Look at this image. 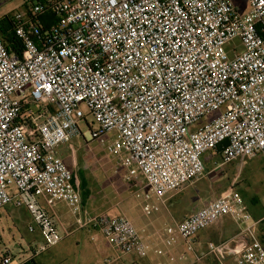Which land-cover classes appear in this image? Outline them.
<instances>
[{
	"label": "built area",
	"instance_id": "obj_1",
	"mask_svg": "<svg viewBox=\"0 0 264 264\" xmlns=\"http://www.w3.org/2000/svg\"><path fill=\"white\" fill-rule=\"evenodd\" d=\"M23 2L28 9L13 15L23 53L10 52L0 36V211H28L30 231L42 238L34 256L63 239L42 201L80 208L58 152L79 136L106 145L126 171L124 181L141 177L151 191L145 198L163 203L206 176L208 152L219 153L218 169L264 157V0H247L244 13L232 0ZM45 7L57 19L47 26L39 17ZM88 114L97 127L83 133L80 122L91 127ZM144 211L151 213L149 204ZM225 216L239 232L196 252V235ZM83 224L114 250L145 253L141 232L125 215ZM174 227L168 233L175 231L197 261L213 256L225 264L232 255L237 264H264L257 223L236 191ZM22 263L0 255V264Z\"/></svg>",
	"mask_w": 264,
	"mask_h": 264
},
{
	"label": "rangeland",
	"instance_id": "obj_2",
	"mask_svg": "<svg viewBox=\"0 0 264 264\" xmlns=\"http://www.w3.org/2000/svg\"><path fill=\"white\" fill-rule=\"evenodd\" d=\"M232 1L240 12L244 13L249 10L247 0ZM24 8L23 0H0V18L6 15H14L18 11H24ZM234 43L240 45L238 40ZM87 117L91 127H88L84 121L80 122V129L83 133L90 132L91 128L97 127L94 118L89 114ZM204 122L205 120L202 121V123ZM105 138L108 142L109 138ZM58 152L71 171L74 177V185L81 198L84 194L85 197H92L96 201L103 200L105 203L104 210L110 209L115 203L124 199L121 206L129 210L128 215L127 213L125 215L134 223L141 234L142 231L145 232L141 229L147 226L159 230L151 252L155 264L187 263L189 254L186 252L181 238L175 231L173 234L168 233L169 229L174 230L175 227L166 218L165 204L154 195L146 199V194H151L148 187L141 188V196L137 198L134 192L128 188L130 183L123 179V167L121 164L119 165L117 158L107 153L106 145H102L97 140L87 141L83 136H79L72 142L71 146H62ZM214 156V152H208L205 155L206 172L209 166H213L214 161L220 160L218 154L217 159ZM248 169L244 173V179L238 183V186L247 193L245 194L248 200L245 203L246 208L249 206V200L257 199L259 208L264 210V169L258 165L257 160H252ZM231 178V174H227L225 180H231ZM218 179L222 178L219 177ZM205 181L208 182L209 179L206 178ZM217 181L215 178L214 184ZM79 187L82 188V193ZM136 188L140 187L137 186ZM87 190H89L88 193ZM238 193L245 200V196L240 192ZM219 196L221 194L217 198ZM145 204L150 205L151 213L149 215L144 211ZM250 206L254 207L252 204ZM114 209L111 208L110 212ZM116 211L117 209L114 210V212ZM84 217L81 208L72 212L68 211L63 221L72 233L67 236L61 232L63 237L61 242L36 255V264H95L97 259L110 253L109 244L99 230L90 224H87L84 229L78 228L79 224L87 221ZM31 224V216L25 208L10 206L1 210L0 255L11 252L18 261L23 260L24 257H30L33 252L31 251L32 248H36V246L39 248L40 246L39 239L36 238L38 230L30 231ZM183 254H186V258L182 260L180 256ZM141 258L145 257L142 256Z\"/></svg>",
	"mask_w": 264,
	"mask_h": 264
},
{
	"label": "crops",
	"instance_id": "obj_3",
	"mask_svg": "<svg viewBox=\"0 0 264 264\" xmlns=\"http://www.w3.org/2000/svg\"><path fill=\"white\" fill-rule=\"evenodd\" d=\"M214 154V157L217 159L216 156L217 154L219 155V153L214 152ZM252 160H257L258 165L262 166V168L264 169V157L262 155H257L253 158L243 159L234 163L223 165L221 168L218 169L217 165H219V163L221 162L220 158L219 161L216 160L213 162V166L211 165L208 167V171L205 177L190 184L179 193L169 194L166 197V202H164L166 206V218L168 222L172 226H175L179 222L188 218L190 215L196 213L203 207L207 206L211 201L215 200L218 195H223L230 191H236L243 194L245 196L244 203H246V201L248 200L245 194L247 193L238 186V183L244 179V173L249 170L248 167ZM117 161L119 162V160ZM122 172L123 175L126 173L124 169L122 170ZM227 174H231V180H225ZM219 177L222 179H218ZM206 178L209 179L208 182L205 181ZM215 178H217L218 180L216 184H214ZM138 179H140V181H138ZM138 179L135 182L129 184L128 188H130V191L134 192L135 190H137V186L140 187V189L145 187V182L143 181V179L141 177H139ZM79 190L82 193L81 187H79ZM88 191L89 190H87V193ZM123 200L124 199H121V202L115 203L111 207L117 209L116 212H114L115 209L110 212L111 208L108 210H104L105 203L103 200L96 201L92 197L86 196V198H83L82 196L80 208L83 210L85 216L84 218L86 219H90L99 215H104L108 217L125 215V213H127L128 215L129 210H126L121 206L124 202ZM248 203L249 206H247L246 208L245 205V208L246 210L248 209L247 211L252 215L253 221L257 223V234L264 246V210H261L259 208L257 199H255L254 201L253 199H251ZM42 204L44 205V207H46L48 211H50V213L55 216L59 225L60 232L65 233L67 236L71 234L72 231H69L68 227L64 224L63 221V218H66V214L68 213V211L72 212L68 208V206L61 201H57L56 203H54L53 207L49 206L44 201H42ZM250 204H252L254 207H251ZM85 226L86 225L81 223L79 224L78 228L84 229ZM141 230H145V232L142 233V240L145 244V253L142 256H144L145 258H141L142 256H137L134 254L125 255L121 251L114 250L109 246L110 253L106 254L102 258L97 259L95 264H155L154 259L151 256V252L155 243V238L158 236L159 230H157L156 228H151L150 226L143 227ZM239 230L240 225H238L232 219L231 216H225L221 218L214 225L208 227L203 231H200L196 235V252L199 253L205 250L209 244H221L230 241L239 232ZM36 238L39 239V244H41L42 238L39 231L36 232ZM37 248L38 246H36V248H32L31 251L33 252L31 253V256L24 257L23 260H21L20 262L30 261L31 258H34V262L29 264H36L35 259L37 258V256H34L33 253L34 251H36ZM7 253H10L11 255H13V257H15L13 253ZM186 264L220 263L213 256H208L202 259L201 261H197L195 259L194 254L190 253ZM225 264H237L236 258L232 255H228Z\"/></svg>",
	"mask_w": 264,
	"mask_h": 264
},
{
	"label": "trees",
	"instance_id": "obj_4",
	"mask_svg": "<svg viewBox=\"0 0 264 264\" xmlns=\"http://www.w3.org/2000/svg\"><path fill=\"white\" fill-rule=\"evenodd\" d=\"M39 1L45 3L46 0H39ZM24 9H28L27 5H25ZM39 17L40 20L46 26L57 21L56 17L54 16V13L46 7H45V11L42 14H40ZM0 36L10 52L21 53V54L23 53L22 41L15 33L13 15H6L0 18ZM87 126L89 127V125ZM73 183H74V177H73ZM83 198H86L84 194H83ZM33 260L34 258H31L30 261L23 262L22 264L32 263L34 262Z\"/></svg>",
	"mask_w": 264,
	"mask_h": 264
}]
</instances>
